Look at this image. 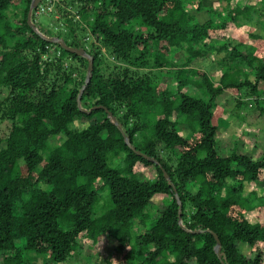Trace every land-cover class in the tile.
<instances>
[{
	"label": "trees",
	"instance_id": "trees-1",
	"mask_svg": "<svg viewBox=\"0 0 264 264\" xmlns=\"http://www.w3.org/2000/svg\"><path fill=\"white\" fill-rule=\"evenodd\" d=\"M196 1L86 0L78 8L84 29L131 65L120 70L94 42H79L82 29L70 19L51 35L28 21L33 0H0V119L6 111L14 123L0 138V264H31L28 254L40 264L66 263L85 238L115 241L112 257L133 264H264V190L259 196L255 188L264 185V158L236 147L223 156L215 123L230 90L249 100L234 97L237 109L245 103L250 111L237 116L264 119V51L254 44L261 35L225 38L254 13L264 17V7ZM11 6L21 10L15 24ZM203 11L206 21L198 17ZM46 36L93 56L84 89L88 58ZM178 51L185 56L174 60ZM197 59L205 69L192 66ZM73 60L83 66L75 75L67 64ZM146 66L159 70V80L140 72ZM187 85L205 89L209 101Z\"/></svg>",
	"mask_w": 264,
	"mask_h": 264
},
{
	"label": "rangeland",
	"instance_id": "rangeland-1",
	"mask_svg": "<svg viewBox=\"0 0 264 264\" xmlns=\"http://www.w3.org/2000/svg\"><path fill=\"white\" fill-rule=\"evenodd\" d=\"M198 0L196 1L197 4ZM239 2V0H230L231 7H235V5ZM251 2L258 7H264V0H251ZM86 3V0H40V2L31 10V15L29 17L30 24L34 26L38 30L48 31L49 34L55 35L58 33H61L60 31L66 30L68 19L71 20V22L75 25L76 28L82 29L81 32H77V39L79 42L83 45H85L87 48H91V43L94 42L96 46L100 47V50L102 53L105 52V59L111 62H116L117 64L121 65L122 67H117L118 69L122 70V68L126 66H131L129 63H124L122 61H116L114 56L109 53V51L106 49L104 45H101L99 40H97L96 36L93 35L89 30H85L86 23L83 22L80 19V14L78 12V8L83 6V4ZM228 2L227 0H204V4L207 6H215L219 9H222L224 5H226ZM191 7V6H190ZM67 9L68 14L66 17H63L60 12L57 9ZM193 12H195L194 8H191ZM18 11L21 12V10L18 9ZM8 15L13 22L12 24H15V21L18 19H21L19 14L20 12L16 13V9L11 6L10 9H8ZM263 13H254L253 18L248 21L242 22V25L238 26L234 31H229L225 34V38H227L228 41L234 43L237 41H243L250 40V36L253 34L261 35V39L258 40L255 45L259 47L260 50L264 51V17L262 15ZM198 17L201 21H206L209 16L206 11L198 13ZM213 44L217 47L219 46L220 41L217 37L213 39ZM54 48V47H52ZM243 51L244 48H242ZM51 54L58 55V49H53L50 51ZM172 58L180 59L181 57L185 56L184 52L178 51L176 54H172ZM216 52L213 51L211 55H208L207 60L208 61H214V57H216ZM51 56V55H50ZM48 57V56H47ZM46 57V58H47ZM264 57V55H263ZM103 60L104 63H107L106 60ZM80 61L73 60V61H67V64L69 67L73 68L72 72L75 74H78V71L80 69L83 70V66ZM193 67H197L200 70L205 69L204 63L202 60H195V62L192 63ZM76 68H79L76 69ZM76 71V72H75ZM140 72H143L144 74L152 75L155 80H159V70L156 69L153 66H146ZM210 76L214 81H219V78L221 76L220 67H218L215 70H212L210 72ZM262 89H264V84L262 82ZM185 91H189L195 94L201 95L203 100L205 102L209 101V95L205 89H198L194 86L187 85L184 88ZM264 93V92H263ZM264 95V94H263ZM1 96L3 98H6L8 96L7 90H3ZM234 97H239L242 100L246 98L241 93L236 92L235 90L226 91L222 96L220 103L218 104V107L215 111V123L219 125V128L217 130V137L221 143V154L223 156L227 155L232 148H235L241 152L249 154L253 157L255 160H261L264 158V119L261 122L253 121L252 116H248L249 120H244L240 116H237V113H240V115H243L245 112L248 111L249 107L246 108V104L244 103L241 108H236V100H234ZM249 101L248 99H245V101ZM86 107L90 106L88 103H84ZM250 106V105H249ZM247 110V111H246ZM250 112V111H248ZM6 111L2 112L3 119H0V138H5L9 135L12 125H14L13 122L6 119ZM254 114V113H253ZM256 114V113H255ZM100 116V114H99ZM262 119V118H261ZM252 122V123H251ZM76 124H80V122H76ZM180 132L182 135L189 134V129L186 125H182L179 127ZM5 145L4 143L0 146V148ZM144 177H151L149 174H144ZM187 187L192 192L198 191V185L192 184L189 182L187 184ZM249 190H251L252 186L251 184H248L246 186ZM255 188L257 189V193L260 196V194L264 190V185L261 183L255 184ZM160 198L157 199L156 203L158 206L163 207L162 202H160ZM155 203V201H154ZM256 217V214H251L250 218L253 219ZM81 248L77 250V252L70 258L66 263H58V264H109V261L111 259H114L112 261V264H133L131 260L127 263V261L123 260V257L117 255L118 258L112 257V248L116 244L115 241H107L105 239H102L98 242H93L90 239H83L80 240ZM246 251V250H245ZM248 252V251H246ZM27 259L31 262V264H40L42 262V258L40 256H37L35 254H28ZM50 264H53L52 262Z\"/></svg>",
	"mask_w": 264,
	"mask_h": 264
},
{
	"label": "water",
	"instance_id": "water-1",
	"mask_svg": "<svg viewBox=\"0 0 264 264\" xmlns=\"http://www.w3.org/2000/svg\"><path fill=\"white\" fill-rule=\"evenodd\" d=\"M39 2H40V0H33L32 4H31V6H30L29 12H28V21H29V22H30L29 17H30V15H31V10H32V8H34ZM33 28H35V27L33 26ZM35 29H36V28H35ZM36 30H37V29H36ZM46 39L49 40V41H51V42H58V43H60L62 46H64V48H67L68 50H70V51H72V52H76V53H78V54H80V55H83V56H85V57L88 58V70H87L86 81H85V84H84V86H83V89H84V88L86 87V85L88 84V82L90 81L91 76H92V71H93V56L90 55L89 53H87L86 50H85L84 48H75V47H70V46H68V45L66 44V42L64 41L63 38L47 37V36H46ZM82 93H83V90H81V92H80V94H79V97H78L79 103H81V95H82ZM94 108H95V109H96V108H99V106L94 107ZM88 111L90 112L91 109L88 110ZM110 114H111V113H110ZM120 130H121L122 134L124 135V138H125L126 142L128 143V145H129L131 148H133L138 154L143 155L142 152L138 151V150L135 148V146H133V144L131 143V141L129 140V138L125 135V133H124V131L121 129V127H120ZM145 156H146V155H145ZM146 157L149 158L148 156H146ZM176 197H177V199L179 200V197H178L177 195H176ZM181 205H182V204H181V201L179 200V218H181ZM214 235H215L216 240H217V242H216V246H215V251L217 252V251H218V248H219V246H220V240H219L218 235H217L216 233H214Z\"/></svg>",
	"mask_w": 264,
	"mask_h": 264
}]
</instances>
